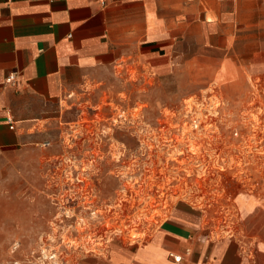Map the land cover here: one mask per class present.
Segmentation results:
<instances>
[{"label": "rangeland", "instance_id": "374dc122", "mask_svg": "<svg viewBox=\"0 0 264 264\" xmlns=\"http://www.w3.org/2000/svg\"><path fill=\"white\" fill-rule=\"evenodd\" d=\"M247 36L220 80L208 59L180 81L107 71L1 158L0 264H76L115 237L147 240L181 201L236 227L239 199L264 196V29Z\"/></svg>", "mask_w": 264, "mask_h": 264}, {"label": "crops", "instance_id": "0c3cea01", "mask_svg": "<svg viewBox=\"0 0 264 264\" xmlns=\"http://www.w3.org/2000/svg\"><path fill=\"white\" fill-rule=\"evenodd\" d=\"M249 29H264V0H0V159L38 141L107 71L180 81L208 59L220 80ZM238 205L240 223L219 230L177 202L149 239L115 237L76 264H264V196Z\"/></svg>", "mask_w": 264, "mask_h": 264}, {"label": "built area", "instance_id": "2783aa9c", "mask_svg": "<svg viewBox=\"0 0 264 264\" xmlns=\"http://www.w3.org/2000/svg\"><path fill=\"white\" fill-rule=\"evenodd\" d=\"M17 80H18V73L17 72H12V73H9L8 76L6 77L5 83L8 84V85L15 86L17 84ZM8 120L11 121V118L8 117ZM169 255L176 262H180L183 259L181 254L170 252Z\"/></svg>", "mask_w": 264, "mask_h": 264}, {"label": "bare ground", "instance_id": "6f19581e", "mask_svg": "<svg viewBox=\"0 0 264 264\" xmlns=\"http://www.w3.org/2000/svg\"><path fill=\"white\" fill-rule=\"evenodd\" d=\"M240 78V77H239ZM235 82V81H234ZM240 82V81H239ZM231 86V85H230ZM238 88V87H237ZM256 89V88H255ZM262 93V92H261ZM251 94V93H250ZM251 96V95H250ZM264 96V95H263ZM258 99V98H257ZM260 100V99H259ZM258 100V101H259ZM253 102V101H252ZM251 102V103H252ZM249 103V102H248ZM256 104V103H255ZM262 105V104H261ZM252 106H254V105H252ZM251 106V107H252ZM248 110V109H247ZM162 116V115H161ZM260 118V117H259ZM256 121H257V119H256ZM260 128V127H259ZM252 131V130H251ZM254 132H256V131H254ZM213 136V135H212ZM252 136V135H251ZM259 136V135H258ZM262 136V135H261ZM217 137V136H216ZM254 137V136H253ZM248 138V137H247ZM249 138H251V137H249ZM259 139V138H258ZM163 140V139H162ZM218 140V139H217ZM257 140V139H256ZM262 140V139H261ZM221 141V140H220ZM260 144V143H259ZM217 147V146H216ZM246 148V147H245ZM254 148V147H253ZM191 149V148H190ZM217 150V149H216ZM219 150H220V148H219ZM252 151V150H251ZM259 152V151H258ZM263 152V151H262ZM195 153V152H194ZM189 156V155H188ZM216 157V156H215ZM198 158V157H197ZM256 161V160H255ZM257 166V165H256ZM165 170V169H164ZM161 174V173H160ZM146 178V177H145ZM153 179V178H152ZM183 181V180H182ZM149 182V181H148ZM142 234H140L139 236H141ZM134 237H136L135 235H133ZM46 252V251H45ZM44 252V253H45ZM47 254H48V252H47ZM47 254H44L45 255V258L47 257ZM52 257H54V256H52ZM50 258V257H49ZM58 263V261L55 259V260H50V262H49V264H57ZM18 264H21V263H18Z\"/></svg>", "mask_w": 264, "mask_h": 264}]
</instances>
